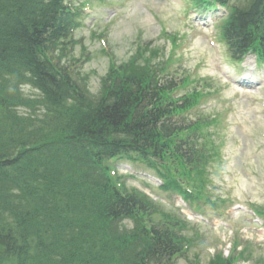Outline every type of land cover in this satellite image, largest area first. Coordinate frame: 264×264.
I'll list each match as a JSON object with an SVG mask.
<instances>
[{"label": "trees", "instance_id": "16d2710c", "mask_svg": "<svg viewBox=\"0 0 264 264\" xmlns=\"http://www.w3.org/2000/svg\"><path fill=\"white\" fill-rule=\"evenodd\" d=\"M237 1L220 37L234 60L253 52L264 61V0ZM78 20L67 0H0V264H158L177 252V240L155 219L144 223V209L102 161L147 155L166 162L169 181L183 164L169 120L201 92L176 98L178 83L161 63L133 58L110 63L91 93L89 74L77 82L71 67L79 59L67 52V28ZM143 55L153 60L159 51ZM128 218L135 228L115 226Z\"/></svg>", "mask_w": 264, "mask_h": 264}, {"label": "rangeland", "instance_id": "374dc122", "mask_svg": "<svg viewBox=\"0 0 264 264\" xmlns=\"http://www.w3.org/2000/svg\"><path fill=\"white\" fill-rule=\"evenodd\" d=\"M189 3L190 0L95 2L91 12L93 16L88 18L85 28L76 35L77 38H85L87 49L92 51V57L88 63L79 65L78 69L82 74L90 75L89 86L93 92L97 93L101 79L107 73L110 57L103 54L99 38L91 37L93 26L101 31L105 30V38L117 61L127 60L138 44L151 43L160 51L164 49L169 51L170 35L178 34L180 37H186L185 40L179 39L180 45L175 50L174 64L171 69L173 72L183 66L190 71L189 74L192 75L193 80L210 78L213 82L212 90L218 91L202 104L200 110L206 117L213 118L218 114L221 116L219 129L214 127L210 129L220 148V155L212 163L210 171L213 194L215 197L222 196L227 200L221 210V213L225 214L217 217L215 215L218 211L210 212L209 208L206 210L209 213L204 210L207 213L205 218L193 214L180 198L170 197L169 194L162 192L161 179L141 163L134 165L120 163V174L129 175L126 178L128 187L145 191L157 202H162L168 208L174 205L175 208L182 209V212L190 219H196L197 222H204L209 226L201 233L202 240L193 253V257L195 254H200L203 264H208L213 255L220 250H225L227 254L231 250L230 243L235 239L240 242L249 240L252 260L246 264H258L259 259H264V234L256 235L251 233L250 229L242 230L241 228L246 225L244 219L250 220L247 214L251 213V209L255 206H264V162L260 160L255 145L258 127L262 125L260 118L264 112L263 107L261 108L264 102V83L260 84L264 81V67L254 73L255 75H250L257 79V83L260 84L259 89L246 93L231 86L224 77L225 74L220 73V69H224V73L231 77L238 76L240 82H243L244 75L239 71L238 65L231 62L227 48L220 45L223 54L222 67V64L218 65L214 60L215 54L207 44L206 37H210L211 34L200 28L199 21H193L192 17H188L187 24L180 18L178 20V16L184 13ZM223 12L210 11L205 17H210L213 21V19L222 18ZM188 24L192 31H189ZM75 52V55L79 56L81 48L77 47ZM261 78L262 80H259ZM24 90L27 95L36 94L30 87H24ZM249 95L257 98L255 104L250 103L246 97ZM203 107L206 109L202 110ZM257 113H260V118ZM193 119L195 120L196 117ZM177 264L186 263L183 260Z\"/></svg>", "mask_w": 264, "mask_h": 264}]
</instances>
